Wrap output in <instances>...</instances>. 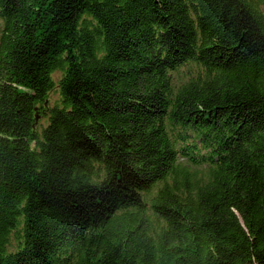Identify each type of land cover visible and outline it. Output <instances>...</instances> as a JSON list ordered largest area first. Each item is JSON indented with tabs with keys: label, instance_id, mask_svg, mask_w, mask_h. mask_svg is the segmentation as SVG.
I'll return each instance as SVG.
<instances>
[{
	"label": "trees",
	"instance_id": "obj_1",
	"mask_svg": "<svg viewBox=\"0 0 264 264\" xmlns=\"http://www.w3.org/2000/svg\"><path fill=\"white\" fill-rule=\"evenodd\" d=\"M0 31V264H264V0H0Z\"/></svg>",
	"mask_w": 264,
	"mask_h": 264
},
{
	"label": "rangeland",
	"instance_id": "obj_2",
	"mask_svg": "<svg viewBox=\"0 0 264 264\" xmlns=\"http://www.w3.org/2000/svg\"><path fill=\"white\" fill-rule=\"evenodd\" d=\"M60 75H61V73H55L54 78H55L56 81H58ZM49 102H50V107H52L55 104L60 102V93H59V89L58 88H56L54 91H52L50 93Z\"/></svg>",
	"mask_w": 264,
	"mask_h": 264
}]
</instances>
